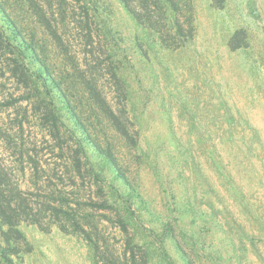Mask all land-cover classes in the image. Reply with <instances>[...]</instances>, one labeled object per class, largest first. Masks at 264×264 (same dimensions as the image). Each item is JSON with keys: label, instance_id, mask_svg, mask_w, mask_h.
<instances>
[{"label": "trees", "instance_id": "16d2710c", "mask_svg": "<svg viewBox=\"0 0 264 264\" xmlns=\"http://www.w3.org/2000/svg\"><path fill=\"white\" fill-rule=\"evenodd\" d=\"M120 1L138 25V40L153 51L195 38L194 0ZM0 14L4 73L14 86L0 89V111L15 113L13 125L0 129V264H18L31 250L23 223L81 235L104 264H150L155 257L176 264L170 246L184 264H198L187 249L197 241L180 218L151 208L129 176L131 159L121 147L140 148L143 132L96 4L0 0ZM244 34L232 36V49L244 46ZM30 115L40 124L34 135L26 134ZM254 135L246 137L250 146Z\"/></svg>", "mask_w": 264, "mask_h": 264}, {"label": "rangeland", "instance_id": "374dc122", "mask_svg": "<svg viewBox=\"0 0 264 264\" xmlns=\"http://www.w3.org/2000/svg\"><path fill=\"white\" fill-rule=\"evenodd\" d=\"M90 1L110 28L128 108L143 132L140 148L121 147L133 183L162 217L180 218L197 241L187 249L198 264H264V0H194L193 41L174 50L157 44L155 51L138 40V25L120 0ZM239 30L244 46L232 49ZM5 64L0 52V84L7 87L0 89L9 92ZM14 115L3 108L0 129L11 127ZM39 125L30 115L26 134ZM229 132L255 134L254 143L230 140ZM21 229L31 250L18 264H104L79 234L30 223ZM150 264L165 263L155 257Z\"/></svg>", "mask_w": 264, "mask_h": 264}]
</instances>
